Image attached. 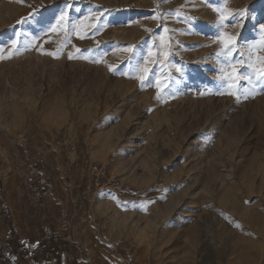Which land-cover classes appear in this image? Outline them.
I'll return each mask as SVG.
<instances>
[{
    "label": "rangeland",
    "instance_id": "obj_1",
    "mask_svg": "<svg viewBox=\"0 0 264 264\" xmlns=\"http://www.w3.org/2000/svg\"><path fill=\"white\" fill-rule=\"evenodd\" d=\"M261 23L264 0H0V264H264V79L237 102L217 55Z\"/></svg>",
    "mask_w": 264,
    "mask_h": 264
},
{
    "label": "snow or ice",
    "instance_id": "obj_2",
    "mask_svg": "<svg viewBox=\"0 0 264 264\" xmlns=\"http://www.w3.org/2000/svg\"><path fill=\"white\" fill-rule=\"evenodd\" d=\"M225 11L228 12V15L226 16L221 14L220 21L222 25L224 21L228 20V16L233 15V13H231L230 10L226 9ZM235 15L243 18L245 12L244 10H240L237 13H235ZM65 19H66V13L62 14L59 17L57 23H61ZM259 30H260V38L258 41L246 43L245 45H240L239 47L236 37L224 33L223 34L224 39L221 41L222 51L217 53L218 56L224 57V63L226 69L230 67V71L222 70L223 74L220 77V79L224 81L226 87L228 88L227 94L235 96L237 102H239L241 98L247 99L249 95L253 94L252 91L248 88H245L243 92L240 91L239 85L241 81H246L249 84H251L254 79L256 81L264 79V56L258 54L260 50L264 49V23H261L259 25ZM165 31H167V29ZM13 46H15V42ZM241 48H246L248 50L249 55H248L247 64L243 59L234 60L233 58V53L235 52H240L241 56L244 55V52L240 51ZM127 50L131 51L132 50L131 46ZM245 64L250 71L248 72L241 71V69L245 67ZM109 68L111 70L112 66H109ZM138 70H140L139 66H138ZM142 71L144 75L140 76L139 79L141 80L143 85V83L147 80L149 69L147 67H144ZM177 71H180V69L177 68ZM157 88L158 90L161 88L160 81H157ZM201 94L203 95L204 93Z\"/></svg>",
    "mask_w": 264,
    "mask_h": 264
},
{
    "label": "bare ground",
    "instance_id": "obj_3",
    "mask_svg": "<svg viewBox=\"0 0 264 264\" xmlns=\"http://www.w3.org/2000/svg\"><path fill=\"white\" fill-rule=\"evenodd\" d=\"M61 119V118H60ZM249 260V259H248ZM250 261V260H249Z\"/></svg>",
    "mask_w": 264,
    "mask_h": 264
}]
</instances>
